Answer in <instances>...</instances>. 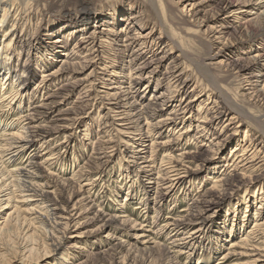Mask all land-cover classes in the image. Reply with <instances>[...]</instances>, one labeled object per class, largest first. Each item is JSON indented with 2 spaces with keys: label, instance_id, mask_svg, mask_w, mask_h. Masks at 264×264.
I'll return each instance as SVG.
<instances>
[{
  "label": "rangeland",
  "instance_id": "rangeland-1",
  "mask_svg": "<svg viewBox=\"0 0 264 264\" xmlns=\"http://www.w3.org/2000/svg\"><path fill=\"white\" fill-rule=\"evenodd\" d=\"M16 1L18 4H20L22 11H26L27 13V17H25L27 19L26 26L24 27V29L26 28L27 30V39L25 42H23V47L21 49L19 48L20 46L18 47V50L16 51L17 54L15 53V56L13 55V64L16 65L20 63L23 65L24 61H27L29 67L33 68V75L28 79L29 85L26 90H23V84H20L19 86L20 89L23 90V108H27V106L30 104V100L35 99L34 104H39L43 97L47 95V92H53L50 91V89L54 87L56 88L61 83L60 82L57 85L56 82H49L47 83V88L41 92H39L41 89L40 87L36 89L37 91H33V88L40 81L39 75L41 71H43V69L46 70L47 68L40 67L41 61L38 58L40 52L38 54L36 52L37 50L32 49L30 42L39 33H41V35L46 33V29H49L47 26H50V23L55 19L61 18L62 13L65 14V18L63 20L68 18L70 19L68 23L73 24V22L76 20L75 17L77 16V14H75L76 12L74 11H77L79 0ZM92 1L93 0L87 1L89 2L86 4L88 13L94 11ZM94 1L98 2L99 5H109L112 2L117 1L119 4L121 3V5L125 7L126 3L129 2V0ZM139 1H141V4H139L140 6L134 7L131 10L125 8V11L120 15V18L123 20H121L117 25L113 24L114 28L120 29V27L126 22V19H130V17L133 15L138 14L139 11L144 10L147 12L146 17L149 19V23H147V25L141 29V32L147 30V32H149L150 28L152 27V20H155L158 23L161 21L162 27H164L168 33L172 34V38L177 44V47H183L192 56L191 60L188 62L190 64V70H183L184 74H181L182 78L179 82H177L179 83L178 87H180V90L174 94L175 101H170L167 106H164L165 109L160 111L158 114L156 113V115H153V117L148 118V121L153 124L154 132H156L154 134V140L158 146L160 142H163L164 140H175L174 137L177 136L175 132L184 125L179 124L176 131H174L175 128L172 125H170V127H156V125L160 124L157 120L166 117L174 105H178L179 100L182 98L186 96L189 99L194 97V92H190L193 88L194 80L184 81V79L187 75H189L188 73L191 72L194 66L195 68L199 69L202 64L210 62V60L207 58L209 53L212 54L219 52V54L215 56L216 58L211 61L219 62L213 65H207L209 72L218 80H222L221 83L225 89L237 95L238 99L244 100L247 108L252 109L255 113L263 114L264 118V90H259L256 92L257 95L261 93L260 95L262 96L255 97V90L260 89V84L256 85V89H242L240 79H238L242 76L238 77V73L236 72L237 69H234V59H243L241 61H244L248 59L253 52L248 49L247 43L244 41H242L243 43L238 41L237 38L239 34H237L231 28L235 23H227L229 27L222 29L221 33H219L221 35L219 38L220 42H214V44L211 45L212 42L210 41L212 38H208L211 27L214 26L216 30H219L220 24H226L225 22L223 23L220 20H215L212 18L216 9V1L211 2L209 5H205L204 7H197L196 11H199V13L196 17H194V19L192 18L191 21V17L181 15L179 9H181L183 4L180 5L179 3H176L177 0H153L152 3L154 8L151 7L150 2H145V0ZM94 7H96V5ZM156 14L159 15V18L154 16ZM196 18L197 22H194ZM4 23L5 22L2 23L3 27L5 26ZM194 24L195 26H193ZM260 25L263 24L255 26L256 29H259ZM90 27L92 28V26H89L84 32H87L89 29H91ZM124 27L126 26L124 25ZM154 28H156V26H154ZM193 29H199L200 31L194 33ZM22 32L24 31L19 29L17 30L16 35L20 36ZM132 32L133 30H131V33ZM152 33L153 36L156 37L158 35V30L155 29ZM121 36H124V33ZM215 36H218V34ZM1 37L2 36L0 34V41L2 39ZM43 37L45 38L44 35ZM260 37H264V35L262 34ZM71 38V35H69L67 38H63L67 39L68 41V44L65 47L66 50L63 52L69 53L73 42H76L78 36L73 37V39ZM166 41L167 40L164 39L158 44L159 46L157 45L154 47V50L157 49L155 53L157 54V57L162 56L165 50L168 48L164 46V44L167 43ZM222 47L224 51L222 50ZM132 49L133 48H130L129 50L125 51L123 57H121L123 71L118 69V74L124 76L120 78L122 81L127 80L128 82V80H130V78L126 77L128 69H133L139 66L138 63L140 60L137 61V63H135V60L128 63V60L133 57L130 54ZM219 49L222 51H218ZM20 51L22 52L19 53ZM172 51L173 53L170 54V58H162V63L159 62L152 65L151 67L149 66L143 76H147L148 72L150 73V71L155 72L151 73V77L143 78L144 82L137 84L135 89H133H139L140 95L137 96L135 102H138L141 105L136 104L135 106V104H133L132 107H129L131 108L130 113L133 115H129L124 119H131V122L128 120L121 121L122 119L120 117H123L124 115H119V117H117L115 112L108 113V108L115 104L107 103L118 102V99L114 100L102 98L101 96H103L104 93L96 91H106L109 89L103 88L100 82L95 85L96 91L90 90L87 92H90L92 99H95L92 101L94 103L93 106L89 108V104L87 105L85 102L81 103V99H79V97L84 96V94L81 95L80 93L84 90L82 89L83 85L87 84L88 81H86L83 85L77 86L76 89H73L68 98L55 108V111L50 114L45 122H42V124H46L48 126H55L59 123L57 121H60L55 120L58 119V116L55 115L56 112L60 110L66 111V113L70 112L71 109L69 108H73L76 105L81 107L82 112H85L84 114L80 115L82 118L77 121L73 128L64 130H58L55 128L57 131L46 137V140H48L47 146L49 147L46 149H52L54 152H56L58 149V152L54 155L56 158L53 160V165H50V167L47 168L45 163L42 162L45 155H42L40 152L38 154H41V156L32 159L33 162L38 164L39 172L43 176V182L49 183L48 188H45L48 197L51 199L55 197V199L58 201L57 207L59 210H54V213H57L56 216L60 217V212H62L60 208H65L69 210L70 214L72 213L73 217L70 218L72 219V221L70 220V229L67 231V236L62 240L58 252L56 254L49 253L47 251L45 252V250H43L45 247L44 245L48 246L49 241H47V244L41 242L43 238L41 237V234H39L40 230L39 233L36 232V241L32 242L33 244L25 235L27 228L22 230L23 227L29 224L28 219H34L35 214H32L30 205L21 202L22 198L20 197H22V194L16 191L14 195L20 197L11 199L8 206H4L5 203H3L1 205L2 207L0 208V223L6 222L9 224V227H11H8L9 232H6V234L4 233L5 235L2 237V242L4 243L5 248L8 250L7 257H11L13 254H15V258L11 257V264H54L56 257L58 256L61 258L66 257V259L69 260V263L67 262L65 264H216V262L220 260L221 253L226 251V248L229 246V241L234 238L237 239L239 236L245 234L252 228V221L255 215L254 212L258 204V202L253 203L256 196L259 197L258 201H261L259 206H261L260 210L263 212L264 217V178L261 176V179L260 177L256 178V175L259 176L258 174L262 173L264 169L260 170V172L258 171L257 173L251 174L249 178L246 177L243 179L241 182L242 184L238 189L235 190V187L233 189H228L226 193L219 196L223 199L222 201L215 199L218 201L210 204L207 208H205V210L202 211L201 216L203 218L205 217V219H202V217L195 219V216L188 215V212L195 215L197 214L199 208L193 206H200V204L196 203L197 205H195L192 203V201L199 194H203L207 189H209V186L211 185L210 179L212 178L208 177L214 176V171L215 175H221L220 177L227 176L224 172L220 174V169L229 159L228 154L230 147L236 142V140L239 138L242 139L244 129L247 128L250 130L249 133H252L253 136L254 134H258L255 126L251 123H246L243 125L237 135L229 140V142H226L221 146L219 154L216 155L217 158L211 163L205 165L203 160L210 157V151L211 149H214L215 146L210 147L212 146V143L210 142L212 137L210 138L209 134L205 139L204 137H200L199 139L193 138L196 134L197 136L199 134L196 133V125L199 123V121L196 120V117L200 116L197 112V106H194L191 112L193 121L189 127L190 132H188V134H186L184 137L181 136L179 141L170 144L169 147L172 146V148L170 147V151L174 157L173 159L176 160L187 155H183V151L189 153V156L191 154V156H193V154H195L198 150V152L201 154L199 157H197V159L194 157L195 160L193 158H187L188 160L185 159L188 161L186 163L184 162L185 166H187L189 169L191 168V170H189L191 183L185 182L181 188L176 190L175 193H171V197H166L162 194L166 192V190L162 188L165 186L164 184H160L158 189L156 188V183L154 182L157 181V174L150 175V179H147V177L143 175L140 177L139 174L142 173L138 172V168L134 167L133 162H130L133 160V158L129 156L132 154L128 150V144L130 142L128 143L127 141L129 140L128 137H133V134H130L129 132H132L134 128L132 129L127 127L135 126L136 123H138V126L141 125L142 127L145 122L140 116H143L144 114L140 113L141 111L139 108H141L142 105L149 103V99L151 98L152 94H156L158 96L163 92V90L166 89L161 88L159 90H154L158 79L164 77L165 75L169 76L171 74H166L164 72L169 71L166 67L174 63V56L178 54V50L176 51L175 48H173ZM63 56L64 55L61 54L55 57L57 61H55L53 65L49 66V68L58 66L60 64L59 60ZM118 60L120 62V58ZM128 66L131 68H128ZM91 69L92 67L84 72L75 74L76 78H84ZM134 71L135 70H132L131 73ZM180 71L181 70H178L175 74H178ZM25 73L24 75L28 76L27 71ZM100 76L104 79L111 78V76H108V74H101ZM198 77L202 79L203 84H207V81H205L204 78L200 77L199 75ZM107 83H109V81ZM127 84L128 83H123V86H127ZM114 85L116 84L112 83L109 86ZM109 91L111 93L116 91L119 92L118 89L116 91ZM251 91H253V93L249 94ZM208 93H210V91L203 94V96L197 102H193H200V104L203 105V111L201 110L202 112L205 110L204 102L207 100L205 96ZM98 94H100V96ZM124 95L126 94H123L122 96ZM211 95V99H213L215 98L213 95L217 97L218 93L215 92ZM132 99L130 98L128 100L131 102ZM123 102H125V100L120 101L119 105H124L125 107L122 106L120 108H114V110L126 109L129 104H123ZM210 105H212V103L208 104L207 107ZM175 107L178 108V106ZM9 111L5 113V111L0 110V130L7 121L14 119V117H11L10 113L7 114ZM138 111L141 114L140 116ZM14 112L17 113V110ZM109 115H113L114 117ZM205 115L210 117L212 114ZM68 116L72 115L68 114ZM228 117L229 115L225 116L222 122L226 121L225 119ZM134 118L136 120H134ZM118 124H123L125 127H121ZM232 126L233 125L229 126V128ZM99 129H101V131H99ZM230 132L231 131L228 133ZM44 135L46 134L44 133ZM63 140L67 142L56 146V144ZM145 142L148 144V139L145 138ZM212 142L214 143L215 141ZM247 142L248 140H245L243 143ZM36 145L33 146L35 150H32L33 147L31 146L26 151L28 153L31 152L30 155L34 154L33 152L39 150L36 148ZM107 146L113 147L108 148V154L103 153L104 150L102 149V147ZM169 147L166 146L164 149H169ZM164 149L159 146L157 152L158 156L162 155V151ZM25 159L26 156L22 160L21 164ZM231 160L232 158H230V161ZM18 162H20V160H18ZM18 162L16 161L13 164H19ZM13 164L7 169H12L14 167ZM210 169H213L211 172L212 174H208ZM157 170L158 167L155 169V172ZM136 174L138 175L136 176ZM125 175H127V177ZM95 178L96 180H94ZM3 180H5V178L0 177V183ZM2 189H4V191L0 195H5L0 196V203L3 201L6 202L5 200L7 198V194L10 192L7 187H3ZM155 189L162 192L158 194L156 193ZM199 189L203 191L198 193L197 190ZM254 191L255 194L253 193ZM194 195L196 196L194 197ZM244 197L247 198V205H251L247 208V210L244 209L245 207L242 201ZM232 202L235 204V213L233 209L230 210ZM74 203L75 205L73 206L72 204ZM137 204L141 205V209L133 210L132 208ZM14 205L21 207L19 213L15 210ZM72 206L74 208H72ZM180 209L185 210L181 212ZM24 215L26 217H24ZM41 216L44 215L42 214ZM166 216H169V218H166ZM237 216H239V218H237ZM230 217L237 220V227H235L236 231L234 236H229L228 233L229 227L232 226L228 220ZM243 218L245 222L240 228L239 223H241ZM176 219H181L185 223H188L191 219L193 220L194 224L189 225V229H191V231L194 229H200L199 232L195 234V236H199L196 242L191 240L190 243L192 244L185 243L191 238L188 237L187 239L182 240L181 238L183 234L181 230L175 234V231L169 232L171 227L168 229V227L161 226L165 222H175ZM37 225L38 223H35L33 227ZM29 227L30 228L28 229L31 230V225H29ZM74 231H76L79 236H70L71 234H75ZM8 233H10V235ZM140 234H144L145 236H139ZM73 245H78L81 248H73ZM184 245L187 247H183ZM31 246H33L34 249L30 251L29 248ZM181 250H185L186 252L180 253ZM30 252L32 254L31 260L26 262V256ZM256 263L260 264L258 262Z\"/></svg>",
  "mask_w": 264,
  "mask_h": 264
},
{
  "label": "bare ground",
  "instance_id": "bare-ground-1",
  "mask_svg": "<svg viewBox=\"0 0 264 264\" xmlns=\"http://www.w3.org/2000/svg\"><path fill=\"white\" fill-rule=\"evenodd\" d=\"M87 1L88 0H79L77 11H74L76 12L75 14H77V16L75 15L76 20L75 22H73V24L68 23L70 21V19L68 18L63 20L65 18V14L62 13L61 18L55 19L50 23V26H47L49 29H46V33L42 35L41 33H39L30 42L32 45V49L37 50L36 52L38 54L40 52V54L38 55V58L41 61L40 67L47 68L46 70L43 69V71H41L39 75L40 81L33 88V91H37L36 89L40 87L41 89L39 92H41L42 90L47 88V83L49 82H56L57 85L60 82L61 83L56 88L54 87L50 89V91L53 92H47V95L43 97L39 104H34V99L29 101L30 104L27 106V108H23L22 93L23 90H26L29 85L28 79L33 75V68L29 67L27 61H24L23 65L20 63L16 65L13 64V57L15 56V53L17 54L16 51L18 50V47L20 46L19 48L21 49L23 47V42H25L27 39V30L26 28L24 29V27L26 26L27 19L25 17H27V13L26 11H22L20 4H18L16 0H0V34L2 36V39L0 41V110L5 111V113L9 110H12L7 114L10 113L11 117H14V119L7 121L3 125L4 127L2 126L0 130V177L5 178V180L0 183V194L4 191V189H2L3 187H7V189L10 190V192H8L7 194V198L5 200L6 202L3 201L0 203V208L2 207L1 205L3 203H5L4 206H8L11 199L20 197L14 195L16 191L21 193V202L30 205L32 214H35L34 219H28V226L26 225L22 228V230L27 228L25 235L28 240L31 241V243L36 241V232L39 233L40 230L39 234H41V237L43 238L41 242L47 244V241H49L48 246L44 245L45 247L43 250H45V252L47 251L49 253L55 254L58 252L62 240L67 236V231L70 229V220L72 221V219L70 218H72L73 215L72 213L70 214L69 210L60 208L62 210L59 215L60 217L56 216L57 213H54V210H59V208L57 207L58 201L57 199H55V197H53L54 199L48 197L45 188H48L49 183L43 182V176L39 172L38 164L36 162H33L32 159H34L35 157H39L42 154L45 155L42 162L45 163L46 167L48 168L50 167V165H53V160L56 158V156L54 155L58 152V149L56 152H54V150L52 149H46L49 148L47 146L48 140H46V137L56 132L57 130L55 128H57L58 130L73 128L77 121L82 118L80 117V115L84 114L85 112H82L81 107L76 105L73 108H69L71 109L70 112L66 113V111L61 110L56 112L55 115L58 116V119L55 120L60 121H57L59 123L55 126H48L46 124H42V122H45L50 114L55 111V108L68 98L73 89H76V87L79 85H83L86 81H88V83L83 85L82 87V89L84 90L80 94H84V96L79 97V99H81L80 102H85L87 105L89 104V108L93 106L94 103L92 101L95 99H92L90 92H87L90 90L96 91L95 85H97L99 82L100 84H102L103 88L113 91H116L118 89L119 92L116 91L111 93L109 90L96 92H103L104 95L101 97L104 99H118V102L107 103L115 104L112 105V107L108 108V113L115 112V115L117 117H119V115H124L120 118L122 119L121 121H126L128 119L124 118H127L129 115H133L132 113H130L131 108L129 107H132L133 104H135V106L136 104L141 105L140 103L135 102L137 96L140 95V91L139 89H133H135L137 84L144 82L143 78H149L152 76L151 73L155 72H151L149 70L150 73L148 72V75L144 77L143 75L146 72L147 68L159 62L162 63L163 59L170 58V54L173 53V48H175L176 51L178 50V54L174 56V63L166 67L169 71L164 72L166 74H171L169 76H166L164 74V77L158 79L154 90H159L161 88L166 89L163 90V92L158 96L156 94H152L151 98L149 99V103L142 105L141 108H139L141 111L140 113L144 114L143 116H140L141 114L138 111L139 116L142 117L145 122L144 125L141 127V125L138 126V123H136L135 126L127 127L132 129L134 128L132 132H129L130 134H133V137H128L129 140L127 141L128 143L130 142L128 144V150L132 154L129 156L133 158V160L130 162H133L134 167L138 168V172L142 173L139 174L140 177L141 175H143L146 176L147 179H150V175L157 174V181L154 182L156 183L155 186L158 189V186L160 184H164L165 186L162 188L165 189L166 192L162 194L166 197L170 196L172 192L175 193L176 190L181 188V186L185 182L191 183L189 171L191 170V168L189 169L187 166H185V163L188 162L185 159H194V157L197 159V157H199L201 154L198 152V150L196 153L193 152L195 153L193 154V156H191L192 154L189 156V153L183 151V155H187H182L183 158L176 160L173 159L174 157L170 151V147L172 148V146L169 147L170 144L179 141L181 136L184 137L186 134H188V132H190L189 127L191 126V122L193 121L191 112L194 106H197V112L200 116L196 117V120L199 121V123L196 125V133L199 134L198 136L196 134L193 138L199 139L200 137H204L205 139L209 134L210 138L212 137V140L210 139L212 146L210 147L215 146L214 149H211L210 151V157L203 160L205 162V165L211 163L212 161H214V159L217 158L216 155L219 154L221 146L226 142H229V140L237 135L243 125H245L246 123H251L255 126L258 134H254L253 136L252 133H249L250 130L245 128L242 139L239 138L240 140H236V142L230 147V151L228 154L229 159L225 162V164H223L222 168L220 169V174L224 172L227 176L220 177L221 175H215V171L213 172L214 176L211 177L208 175V178H212L210 179L211 185L209 186V189H207L203 194H199L192 201V203L195 205H197L196 203L200 204V206H193L199 208H197L198 211L196 210L197 214L195 215L188 212V215L195 216V219L201 218L202 211L205 210V208H207L210 204L215 203L218 200L222 201L223 199L219 196L226 193L228 189H233L234 187L235 190L238 189L241 186V182L243 181V179H245L246 177L249 178L251 174L257 173L258 171L260 172V170L264 169L263 114L255 113L252 109L247 108L244 100L238 99L237 95L225 89L221 83L222 80H218L209 72L207 65H213L219 62H211L216 58L215 56L219 54V52L212 54L209 53L207 58L210 60V62L202 64L199 69L195 68L194 66L191 72L188 73L189 75H187L184 79V81L194 80L193 88L190 91L194 92V97L190 99L187 96L182 98L181 100H179L178 105H174V107L170 110L166 117L157 120L161 125H156V127H170V125H172L175 128L174 131H176L179 124L184 125L175 132V134H177V136L174 137L175 140L167 139L163 142H160L159 146L161 148L164 149V147L166 148V146H168L169 149H164L162 151V155L158 156L157 152L159 146L154 140V134L156 132H154L153 124L148 121V118L153 117V115H156V113L158 114L160 111L165 109L164 106H167L170 101L174 100V94L176 92H179L180 90V87H178L179 83L177 82L181 80V74H184L183 70H190V64L188 62L189 60H191L192 56L183 47H177V44L172 38V34L168 33L167 30L162 27L161 21H159L158 23L157 21L152 20V27L150 28L149 32H147L148 30L144 31L145 33L143 31L141 32V29L145 25H147V23H149V19L146 17L147 12L144 10L139 11L138 14L133 15L132 17H130V19H126V22L124 23L126 27H124L123 25L120 27V29L114 28V25H117L121 20H123L122 18H120V15L125 11V8L131 10L134 7L140 6L139 4H141V1L129 0V2L126 3L125 7L122 6L121 3L119 4V2L117 1L112 2L109 5H99L98 2L93 0L92 5L94 11L89 13L87 12L88 10L86 4L89 3ZM215 1L216 9L213 14L214 17L212 16V18L215 20H220L223 23L225 22L226 24H220L219 30H216L214 26L210 28V36L208 35V38H212V40L210 41L212 42L211 45H213L214 42H220L219 38L221 35L219 33H221L223 28L229 27L227 23H235L231 28L233 29V31L239 34L237 38L238 41H244L248 44V49L251 50V52L253 51L251 56L244 61H241L243 59L233 60L235 63L234 69H237L236 72L238 73V77L242 76L238 78L240 79L241 88H244L245 90L251 88L256 89V85L260 84V89L255 90L254 95L255 97L262 96L260 95L261 93L257 95L256 92H258L259 90H264V37H260L262 34L264 35V0H177L176 3H179L180 5L183 4L181 9H179L180 13L182 16L185 15L191 17V21V19H194V17H196L199 13V11H196L197 7H204L205 5H209L211 2ZM145 2H150L151 7L154 8V5L152 3L153 0H145ZM95 5L96 7H94ZM154 16L156 18H159L158 14ZM196 20L197 18L194 22H197ZM3 22H5L4 27L2 26ZM259 24L263 25H260L259 29H256L255 26ZM89 26H92V28L90 27L91 29H89L87 32H84ZM154 26H156V28H154ZM193 26H195V24ZM19 29L21 31H24L20 36L16 35V32ZM155 29L158 30V35L156 37L153 36L152 33ZM131 30H133L132 33ZM198 31L200 30L193 29L194 33H197ZM123 33L124 36H121L123 35ZM216 34H218V36H215ZM43 35L45 36V38L43 37ZM69 35L72 36L71 39H73V37L75 36H78V38L76 42H73L72 48L70 49L69 53H66L63 51L66 50L65 47L67 46L68 41L67 39L63 38H67ZM164 39L167 40V43H165L164 46L168 48L165 50L162 56L157 57V54H155L157 49L154 50V47ZM130 48H133L132 52L130 53L133 57L128 60V63L132 62L133 60H135V63H137V61L139 60L140 62L138 63L139 66H137L136 68L132 69L128 66V68L131 69H128V73L126 75L127 78H130V80H128L127 82V80H120V78L124 76L118 74V69L123 71L121 57H123L125 51L129 50ZM220 50L221 49H219L218 51ZM21 52L22 51H20L19 53ZM61 54L64 56L59 60L60 64L58 66L49 68V66L53 65L55 61H57L55 57ZM119 58L120 62L118 60ZM91 67L92 69L89 70L84 78H76L75 74L84 72ZM132 70L135 71L131 73ZM178 70H181L183 73L180 71L178 74H175ZM26 71L28 76L24 75ZM101 74H108V76H111V78L104 79L100 76ZM197 74L200 77L204 78V80L207 81V84H203L202 79L199 78ZM101 80H103L104 82ZM106 81H109V83H107ZM112 83L116 85L109 86ZM123 83L128 84L127 86H123ZM20 84L24 85L22 87L23 90L20 89ZM209 91L210 93L206 94L205 96L207 100L204 102L205 110L204 112H202L203 105H201L200 102H193H197L203 96V94ZM253 91H251L249 94H252ZM215 92L218 93V96L216 97L213 95V97L215 98L211 99V94H214ZM201 93L203 94L200 95ZM123 94H126L124 95L125 97L122 96ZM98 95L100 96V94ZM130 98H133L131 102L128 100ZM122 100H125L123 104H129L127 108L123 110H114V108H120L124 106L119 105L120 101ZM211 103L212 105L207 107V105ZM175 106H178V108ZM15 110H17V113L14 112ZM204 113L212 115L209 117ZM68 114H71L72 116H68ZM227 115H229V117L225 119L226 121L222 122V120ZM109 116L114 117L113 115ZM134 120L136 119L134 118ZM118 125H120L121 127H125L126 124ZM231 125L233 126L229 128V126ZM99 131H101V129H99ZM229 131L231 132L228 133ZM44 133L46 135H44ZM145 138L148 139V144L147 142H145ZM245 140H248V142L243 143L245 142ZM212 141L215 142L213 143ZM66 142L67 141L63 140L60 143L56 144V146H59L60 144ZM35 145L39 150L33 152L34 154L30 155L31 152L28 153L26 150L29 147H33ZM108 148L113 147H102V149L104 150L103 153L108 154ZM32 150H35L34 147ZM39 152L41 154H38ZM25 156L26 159L21 164ZM230 158H232L231 161ZM18 160H20V162H18ZM16 161L21 165H14L13 163ZM12 164L14 167L12 169H7ZM157 167L158 170L155 172V169ZM212 170L210 169V172L208 171V174H212ZM137 175L138 174H136V176ZM258 175L259 176L256 175V178L260 176L264 178V171H262V173H259ZM125 176L127 177V175ZM94 180H96V178ZM157 189H155L156 193L159 194L162 192L157 191ZM202 191L203 190L200 189L197 190L198 193ZM253 193L255 194V191ZM195 196L196 195H194V197ZM215 199L218 200L216 201ZM258 199L259 197L256 196L253 201V203L258 202V204L255 208L252 228L245 234L239 236L237 239L234 238L230 240L229 246L226 248V251L221 253L220 260H218L216 264H257L256 262L264 264V217L263 212L260 210L261 206H259L261 201H258ZM242 201L244 203V209L247 210V208L251 205H247L248 201L246 197H244ZM72 205L74 206L75 203ZM73 206L72 208H74ZM14 207L15 210L19 213L21 207L15 205ZM132 209L139 210L141 209V205L137 204ZM232 209L235 213L236 209L234 202L231 203L230 210ZM184 210L185 209H180L181 212ZM42 214L44 216H41ZM24 217L26 216L24 215ZM166 218H169V216H166ZM237 218H239V216H237ZM202 219H205V217H202ZM228 220L230 221V225L232 224V226H230L228 229L229 236H234V233L236 231L235 227H237V220L231 217ZM244 222L245 220L243 218L241 220V223H239L240 228L244 225ZM35 223H38V225L33 227ZM0 224H4L0 225V264H11V257L15 258V254H13L11 257H7L8 250L7 248H5V245L2 242L3 235H5L6 232H9V224H7L6 222ZM191 224H194L192 219L188 223H185L181 219H176L175 222H165L161 226L168 227V229L171 227L169 232L175 231V234L181 230L183 234L181 238L182 240H185L188 237L191 238L189 241L185 242L189 244L191 240H194V242L197 241V238L199 236H195V234L200 230L194 229L191 231V229H189V225ZM29 225H31V230L28 229L30 228ZM74 233L75 234H71L70 236H79L76 231H74ZM8 234L10 235V233ZM139 236L145 235L140 234ZM72 247L81 248L78 245H73ZM183 247L186 248L187 246L184 245ZM29 249L31 251L32 249H34V247L31 246ZM184 252L186 251H180V253ZM31 257L32 254L30 252L26 256V262L31 260ZM67 262L69 263V260L66 259V257L61 258L58 256L56 257L54 264H65Z\"/></svg>",
  "mask_w": 264,
  "mask_h": 264
}]
</instances>
